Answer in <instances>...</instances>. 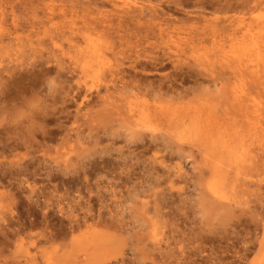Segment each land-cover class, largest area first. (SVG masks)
<instances>
[{"label": "rangeland", "instance_id": "374dc122", "mask_svg": "<svg viewBox=\"0 0 264 264\" xmlns=\"http://www.w3.org/2000/svg\"><path fill=\"white\" fill-rule=\"evenodd\" d=\"M0 264H264V0H0Z\"/></svg>", "mask_w": 264, "mask_h": 264}, {"label": "bare ground", "instance_id": "6f19581e", "mask_svg": "<svg viewBox=\"0 0 264 264\" xmlns=\"http://www.w3.org/2000/svg\"><path fill=\"white\" fill-rule=\"evenodd\" d=\"M157 12V11H156ZM137 15V14H136ZM136 15H133V16H136ZM138 16V15H137ZM133 19H135V18H133ZM138 19V18H137ZM121 20V19H120ZM125 20V19H124ZM122 22V21H121ZM137 22V21H136ZM140 25V24H139ZM149 28V27H148ZM135 83V82H134ZM165 84V83H164ZM159 88V87H158ZM137 90V89H136ZM139 91H141V90H139ZM148 91V90H147ZM143 92V91H142ZM160 92V91H159ZM161 100V99H160ZM146 102V101H145ZM140 109V108H139ZM137 112V111H136ZM145 112V111H144ZM132 117V116H131ZM144 117V116H143ZM151 142V141H150Z\"/></svg>", "mask_w": 264, "mask_h": 264}]
</instances>
